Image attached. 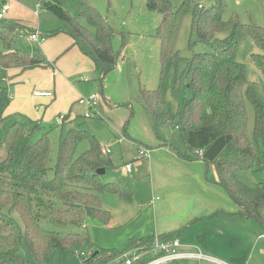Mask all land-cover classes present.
I'll list each match as a JSON object with an SVG mask.
<instances>
[{
    "label": "trees",
    "instance_id": "16d2710c",
    "mask_svg": "<svg viewBox=\"0 0 264 264\" xmlns=\"http://www.w3.org/2000/svg\"><path fill=\"white\" fill-rule=\"evenodd\" d=\"M199 4L192 6V0H184L176 7L170 0H147V8L162 15L158 31L161 66L158 87L142 89V97L155 126L169 120L168 76L182 58L176 45L182 19L191 12L195 38L190 45L202 43L210 50L195 52L188 59L181 78L186 79L191 94L184 99L178 122L170 121L179 128L184 141L185 150L179 151V155L187 160L201 159L208 168L214 166L219 185L237 210H219L195 218L187 225L160 234L162 238L180 237L191 224L221 213L255 218L264 228V179L249 186L238 176L240 169L262 166L264 101L250 84L246 65L237 57L244 41L252 38L260 49L254 54L255 64L264 74V26L244 23L236 13L225 19L227 0H217L209 9L200 8ZM42 7L62 22V27L51 34L58 31L69 34L73 45L93 60L101 77L117 66L122 56L112 46L117 31L96 7L84 0H43ZM90 25L95 29H90ZM23 35L18 24L0 20L3 43L0 66L6 71L23 72L50 65L46 58L17 47L19 36ZM247 100L255 108L253 134L263 150L256 149L248 133ZM11 101L9 87L0 83V147L11 137L6 156L0 161V264H24L27 260L33 264H50L55 250L73 248L90 239L83 229L87 228V217H99L107 222L111 219L110 211L102 206L103 193H116L129 202L135 191L128 183L105 181L98 174V169L107 170L113 162L109 154L103 153L95 134L73 125L64 129L71 122L70 113L65 114L57 161L52 165L49 130L43 131L41 123L30 125L16 113H10ZM40 131L41 137L36 140ZM83 140L89 141V148L79 153ZM47 220L82 230H55L44 225ZM154 240V235L131 239L130 246L149 245ZM103 254L113 259L122 252ZM164 264L184 263L171 260Z\"/></svg>",
    "mask_w": 264,
    "mask_h": 264
},
{
    "label": "rangeland",
    "instance_id": "374dc122",
    "mask_svg": "<svg viewBox=\"0 0 264 264\" xmlns=\"http://www.w3.org/2000/svg\"><path fill=\"white\" fill-rule=\"evenodd\" d=\"M84 1L96 7L117 31L112 46L122 56L114 69L101 77L93 61L73 45L71 37L65 31L51 34L52 30L62 27V22L55 14L42 7L43 0L37 15L38 0H10L5 19L9 23L18 24L20 33H24L19 36L17 47L31 55L47 58L52 65L49 63L48 66L23 72L19 69L6 71L0 66V83L9 87L12 97L8 108L10 113H16L30 125L41 123L43 131L49 130L52 165L57 161L62 136V125L58 124V117L71 113L75 119L73 127L88 130L97 136L102 147L110 148L109 156L113 166L107 169L102 178L105 181H118L123 185L128 183L135 191L133 200L129 202L120 199L116 193H103L102 206L110 211L111 219L107 222L103 218L87 217V228L83 229L90 239L73 248L55 250L50 264H124L122 254L110 259L103 252L124 253L134 246H130L131 239L177 229L187 225L191 219L210 215L217 209L232 212L235 205L229 197L219 195L220 207L181 221V216L188 208L184 201L176 202L171 199L173 190L183 198H197L204 191V182H200L198 176H195L192 188L165 192L157 187L154 191L151 187V157L140 158L139 155L141 146L151 148L152 154L155 150L165 148L167 151L185 150L179 128L170 120L175 119V124L178 122L184 99L191 94L186 86V79L181 78L188 66V59L195 52L210 50L208 45L202 43L196 42L192 47L190 45L195 38L192 35V13H186L182 19L176 45L182 58L168 76L166 98L170 117L155 126L144 107L142 89H155L159 84L161 62L158 31L162 15L148 9L147 0ZM170 1L179 7L184 0ZM216 2L217 0H192V6L200 3L205 9H209ZM227 4L228 8L223 14L225 19L236 13L244 23L254 22L264 26V0H227ZM89 28L95 29L91 25ZM36 30L45 35V40L41 43L31 39L30 33ZM0 49H3L2 41ZM257 52H260L257 44L252 38H247L238 50L237 57L246 65L248 80L264 101V74L254 60ZM177 77L181 79L175 81ZM36 90H51L54 96L37 97ZM94 93L99 96L93 108L94 115L85 117V112L89 109L79 102V98ZM247 110L250 139L257 150H263V146L255 142V108L249 100ZM69 127L70 124L65 125L64 129ZM41 133L36 134V140L41 137ZM10 138L9 135L0 147V161L6 156ZM87 148L89 141L83 140L78 152ZM261 161L259 169L257 165L240 169L239 178L249 186L260 183L264 179V157H261ZM126 162L132 163L131 172L125 171ZM200 163L204 165L202 174L205 181L217 183L214 167L208 168L204 161ZM157 166L156 178L159 173ZM227 205L232 208L228 209ZM170 206L169 215H163L161 208ZM13 215L20 218L17 212H13ZM44 225L55 230H82L74 226L64 227L49 220ZM186 232V237H181V241L188 238L212 257L183 259L184 264H264V228L255 218L221 213L218 217L189 226ZM96 252L98 253L94 257ZM24 264L33 263L27 260Z\"/></svg>",
    "mask_w": 264,
    "mask_h": 264
},
{
    "label": "crops",
    "instance_id": "0c3cea01",
    "mask_svg": "<svg viewBox=\"0 0 264 264\" xmlns=\"http://www.w3.org/2000/svg\"><path fill=\"white\" fill-rule=\"evenodd\" d=\"M30 35H31V33H30ZM71 40L73 42L72 37H71ZM84 55L87 56L86 54H84ZM87 57H89V56H87ZM81 60H83V59H81ZM49 91H51V90H49ZM53 96H54V93H53ZM37 97H42V96H37ZM49 97H52V96H49ZM144 107H145V105H144ZM70 117H71V120H70L71 122H69V124L73 125L74 122L72 121V118H74V117H72V116H70ZM69 124L67 123V125H69ZM163 145H165V144H163ZM167 145H170V144H167ZM104 147H107V146H104ZM166 149L167 148L159 149L157 151L155 150V152L153 154H152V150H151V156H150L151 161L150 162H151V168H152V177H151L152 190L155 191L157 187L160 190H163L165 192H170L172 189H181V188L189 189V188L193 187L192 186L193 184H195V181L194 180L192 181L193 177L198 176L199 181L204 182L203 183L204 191L202 190V193L199 194V196L197 198H192V199L183 198L176 193L177 192L176 190H173L174 195L172 196L171 199H173L176 202L184 201L183 203H185V206L188 208L187 212L181 216V221H183V220L186 221L187 219L190 220L192 217L197 216L200 213L208 212L210 210H213L215 208L220 207V204L218 202L219 195L220 196L221 195L227 196V194L224 191L223 187L218 185L219 184L218 183V180H219L218 175H216L218 184L217 183H208L207 181H205L203 174H202L204 165H202L200 163V161H203V160H201V159H197V160L183 159L179 155L180 150L167 151ZM140 158H143V157L140 156ZM156 165H158L157 167H158V171H159L157 178H156ZM125 171H126V169H125ZM215 172H216V170H215ZM157 199H159V197ZM226 207L228 209L232 208L231 206H228V205ZM161 210H163V215L167 216V215H169L168 213H170V211H171V206L170 207H163V208H161ZM167 210L169 212H167ZM219 210L220 209H217L216 211H219ZM236 210H237V207L235 206L234 211H236ZM195 218H198V217H195ZM191 220H193V219H191ZM191 225H193V224H191ZM162 233L163 232H159V233H157V235H160ZM152 235L156 236V233L152 234ZM186 235H187V232H184L183 235H181L179 238L181 239V237H183V236L186 237ZM148 236H150V235H148ZM182 242L186 245L196 246V244L190 242L188 238L183 239ZM187 249H192V248L191 247L186 248V250ZM205 255H207V254H205ZM207 256L210 258L212 257L210 255H207Z\"/></svg>",
    "mask_w": 264,
    "mask_h": 264
},
{
    "label": "built area",
    "instance_id": "2783aa9c",
    "mask_svg": "<svg viewBox=\"0 0 264 264\" xmlns=\"http://www.w3.org/2000/svg\"><path fill=\"white\" fill-rule=\"evenodd\" d=\"M41 7V0L37 2L36 15L38 14V8ZM199 7H203L199 4ZM10 8V0H0V20L5 19V16ZM31 38L39 43L45 40V36L40 32L35 31L31 33ZM36 96L49 97L53 96V92L49 90H36ZM99 96L97 94H91L87 97L79 98V102L88 106V111L85 112V117H91L94 115L93 108L98 102ZM65 114L58 117V124H63ZM104 154H109L110 148L103 147ZM139 155L143 158H150L151 148L141 146L139 148ZM127 172L132 171V163L127 162L125 164ZM192 248L187 249L186 248ZM197 250H196V249ZM124 264H164L171 260H183L189 258H210L203 253V251L197 246L184 244L179 237L174 238H162L159 235L155 236V240L149 245L133 246L122 253Z\"/></svg>",
    "mask_w": 264,
    "mask_h": 264
},
{
    "label": "water",
    "instance_id": "95a60500",
    "mask_svg": "<svg viewBox=\"0 0 264 264\" xmlns=\"http://www.w3.org/2000/svg\"><path fill=\"white\" fill-rule=\"evenodd\" d=\"M98 174H100V175H103V174H105L106 173V168L105 167H103V168H100V169H98ZM97 253V252H96Z\"/></svg>",
    "mask_w": 264,
    "mask_h": 264
}]
</instances>
